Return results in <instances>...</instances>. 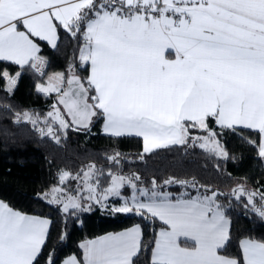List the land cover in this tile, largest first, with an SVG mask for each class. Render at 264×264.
<instances>
[{"label":"snow or ice","instance_id":"snow-or-ice-1","mask_svg":"<svg viewBox=\"0 0 264 264\" xmlns=\"http://www.w3.org/2000/svg\"><path fill=\"white\" fill-rule=\"evenodd\" d=\"M60 28L74 38L82 35L79 60L90 65V73L82 80L70 65L67 79L64 72L49 75L36 89L46 96L57 95L52 111L42 121L37 113H16L17 122L26 120L33 127L42 122L46 128L38 131L59 143L51 125L60 130L86 129L94 117L102 116L104 132L117 138L142 137L145 153L198 146L225 159L228 153L210 124L233 130L243 126L259 133V143H249L264 158V0H0V60L44 76L47 61L38 55L36 38L55 48ZM169 49L175 59L166 56ZM20 75L0 73L4 91L12 93ZM192 131L207 135L192 136ZM119 155L109 159L119 163ZM102 174L94 164L83 177L62 171L61 183L69 177L83 179L88 195L81 196L84 189L79 186L75 196L54 187L50 202L75 215L90 211L92 203L108 207V196H120L127 184L133 195L122 197L123 203L111 210L159 219L166 225L154 240L152 264H264V240H242V260L220 254L229 241L231 222L216 190L174 197L160 190L154 179L151 188L138 189L134 181L139 176L109 172L110 185L98 194ZM172 183L196 187L194 181L164 182ZM233 195L247 196L245 207L250 205L264 219V193L259 194V204L254 199L257 193L242 185L233 189ZM50 224L47 218L28 215L0 200V264H39ZM182 237L193 246H182ZM80 247L83 264H135L143 249L142 230L136 225ZM47 264H53L52 254ZM64 264L81 262L73 256Z\"/></svg>","mask_w":264,"mask_h":264},{"label":"trees","instance_id":"trees-1","mask_svg":"<svg viewBox=\"0 0 264 264\" xmlns=\"http://www.w3.org/2000/svg\"><path fill=\"white\" fill-rule=\"evenodd\" d=\"M58 31L55 48L36 38L40 45L38 55L47 61L44 76L28 66L21 69L15 63L0 60V73H21L18 86L12 93L4 91L5 80L0 78V200L18 211L51 220L39 264H47L50 254L53 264H61L70 255L83 262L80 247L83 241L134 225L141 227L143 242L135 264H152L154 240L158 231L165 227L159 219L135 213H116L95 203L90 211L72 215V210L64 213L60 204L50 202L51 190L60 184L62 171L70 172L72 176L80 173L83 177L88 166L93 164L103 173L98 176L99 192L110 185L109 172L127 177L139 176L140 179L134 181L138 189L151 188L154 179L161 186L160 190L173 196L185 192L192 196L197 190L204 193L205 188L216 190L217 200L224 205L225 214L231 221L229 241L221 253L242 260V239L264 240V219L253 212L250 205L245 207L249 204L247 196L241 195L236 199L233 195V189L242 185L248 192L257 193L254 199L259 204V194L264 193V158L258 155L257 147L249 143L256 141L258 144L259 133L241 126L234 130L220 129L211 123L210 127L219 134L217 139L228 153L226 159L198 146H170L145 153L142 137L129 135L117 138L105 133L102 116L94 117L87 129L71 127L60 130L58 125H51L60 137L59 143L55 142L38 131L40 127L46 128L44 123L33 127L26 120L17 122L16 113H37L42 121L52 111L57 95L45 96L36 89V85L45 83L51 73L64 72L66 78L72 65L82 80L89 75V65L79 60V49L84 43L82 35L78 33L74 38L62 28ZM191 135L205 136L207 133L192 131ZM116 153L120 154L119 163L109 159ZM169 179L194 181L196 187L191 183L165 185ZM82 180L69 177L64 187L76 193L75 187H80ZM90 182L95 183V180ZM132 190L130 185L124 188L128 193ZM46 193L49 194L47 197ZM62 234H66L63 239Z\"/></svg>","mask_w":264,"mask_h":264},{"label":"crops","instance_id":"crops-1","mask_svg":"<svg viewBox=\"0 0 264 264\" xmlns=\"http://www.w3.org/2000/svg\"><path fill=\"white\" fill-rule=\"evenodd\" d=\"M37 42V41H36ZM46 42V41H45ZM38 43V42H37ZM48 43V42H47ZM57 43H58V41H57ZM49 44V43H48ZM39 45V44H38ZM50 45V44H49ZM40 46V45H39ZM51 46V45H50ZM52 47V46H51ZM167 53V52H166ZM169 59H173V58H169ZM174 59H175V57H174ZM8 62H12V61H8ZM12 63H14V62H12ZM54 73H57V72H54ZM89 73H90V65H89ZM53 74V73H52ZM241 127H243V126H241ZM106 133V132H105ZM108 134V133H107ZM134 190H132V192H133ZM123 192V191H122ZM132 192L131 193H128V195H129V197H131L132 196ZM167 192V191H166ZM201 194H204V193H201ZM209 195L211 194V193H208ZM197 195V193L196 194H194V195H192V197H194V196H196ZM174 197H176V196H174ZM185 198H187V197H185ZM141 199H143V197H141ZM117 200V201H116ZM123 203V201H122V199L121 198H115V199H113V200H110V202H108V207L107 208H109V209H111L113 206H116V207H118V206H120L121 204ZM27 214V213H26ZM28 215H32V216H38V215H33V214H28ZM38 217H41V218H47L48 220H50L48 217H44V216H38ZM228 218V217H227ZM229 219V218H228ZM51 221V220H50ZM162 222V221H161ZM231 222V221H230ZM164 223V222H163ZM134 226H136V225H134ZM134 226H131V227H129V228H132V227H134ZM165 227H166V225H165ZM230 227H231V223H230ZM49 228H50V225H49ZM129 228H126V229H129ZM141 228V227H140ZM126 229H123V230H121V231H118V232H110V233H119V232H122V231H125ZM160 231V230H159ZM159 231H158V233H159ZM229 232H230V228H229ZM158 233H157V235H158ZM107 234H109V233H106V234H103V235H100V236H98V237H96V238H91V239H87V240H85V241H89V240H95V239H97V238H99V237H102V236H105V235H107ZM246 239V238H245ZM245 239H242V240H245ZM241 240V241H242ZM85 241H83V242H85ZM82 242V243H83ZM81 243V244H82ZM181 243H182V246H186V247H192L193 246V243H192V241L191 240H185V238H181ZM82 251H83V257H84V250H83V248H82ZM220 254L221 255H224L223 253H221V251H220ZM73 256H75V255H70V256H68L67 258H65L63 261H62V263L61 264H64V261L65 260H67V259H69V258H71V257H73ZM76 257V256H75ZM77 258V257H76ZM77 260H78V258H77ZM81 264H83V262H81Z\"/></svg>","mask_w":264,"mask_h":264},{"label":"rangeland","instance_id":"rangeland-1","mask_svg":"<svg viewBox=\"0 0 264 264\" xmlns=\"http://www.w3.org/2000/svg\"><path fill=\"white\" fill-rule=\"evenodd\" d=\"M166 56L168 57V58H173L174 59V57H175V54H174V51L173 50H171V49H169L168 50V52L166 53ZM52 74V73H51ZM50 74V75H51ZM46 81H47V79H46ZM46 81H45V83H46ZM45 83H40V84H45ZM53 94H55V93H52V94H50V95H53ZM44 95V94H43ZM50 95H47V96H50ZM46 96V95H45ZM62 111V110H61ZM66 119H67V117H65ZM61 174V173H60ZM118 175V174H117ZM122 176V175H121ZM125 177H127V176H125ZM65 181H66V179L63 181V183H61V181H60V184L59 185H57L56 187H62V188H64L65 189V191H66V193L67 194H69V195H72V196H75V195H77V192L76 193H72V192H70L68 189H66V187H64V184H65ZM125 186H129V185H125ZM125 186L123 187V188H121L120 189V196H112V195H109L108 196V200H107V204H108V202H110V200H113V199H115V198H130L129 197V195H128V192L126 191H124V188H125ZM109 187V186H108ZM78 187H75V189H77ZM80 188L81 189H84L83 191H81L79 194L80 195H82V196H84V197H86L87 195H88V193H87V190H86V188H85V185H84V181L82 180V182H81V186H80ZM123 191V192H122ZM100 192H102V191H100ZM99 191H98V189H97V193L99 194L100 193ZM85 193V194H84ZM131 193V192H130ZM132 195H133V192H132ZM123 201V200H122ZM93 204V203H92ZM61 205V204H60ZM62 206V205H61Z\"/></svg>","mask_w":264,"mask_h":264},{"label":"water","instance_id":"water-1","mask_svg":"<svg viewBox=\"0 0 264 264\" xmlns=\"http://www.w3.org/2000/svg\"><path fill=\"white\" fill-rule=\"evenodd\" d=\"M74 72H75V74L76 75H78L79 77H81L78 73H77V71L76 70H74ZM67 76H68V70H67V74H66V79H67ZM82 79V78H81ZM56 100H57V96H56ZM62 109V108H61ZM62 111H64V109H62ZM94 119V118H93ZM93 121V120H92ZM91 126V124L87 127V128H89ZM76 128V127H75ZM86 128V129H87ZM81 129H85V128H81Z\"/></svg>","mask_w":264,"mask_h":264}]
</instances>
